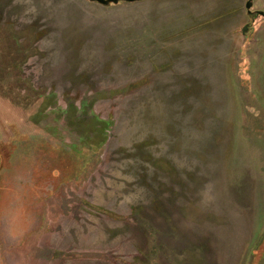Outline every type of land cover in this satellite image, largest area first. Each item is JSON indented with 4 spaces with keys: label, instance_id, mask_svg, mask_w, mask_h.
I'll use <instances>...</instances> for the list:
<instances>
[{
    "label": "rangeland",
    "instance_id": "1",
    "mask_svg": "<svg viewBox=\"0 0 264 264\" xmlns=\"http://www.w3.org/2000/svg\"><path fill=\"white\" fill-rule=\"evenodd\" d=\"M247 3L0 0V264H264Z\"/></svg>",
    "mask_w": 264,
    "mask_h": 264
},
{
    "label": "water",
    "instance_id": "2",
    "mask_svg": "<svg viewBox=\"0 0 264 264\" xmlns=\"http://www.w3.org/2000/svg\"><path fill=\"white\" fill-rule=\"evenodd\" d=\"M91 3H97V4H100L102 6H106V7H109V6H117L121 3H140V2H145L147 0H87ZM254 1L255 0H249L247 5H246V9H247V12H248V15H251L252 14V9L254 7ZM259 16H261L262 18H264V12H258ZM248 26H246L244 29H243V34L245 35V33L248 31Z\"/></svg>",
    "mask_w": 264,
    "mask_h": 264
},
{
    "label": "flooded vegetation",
    "instance_id": "3",
    "mask_svg": "<svg viewBox=\"0 0 264 264\" xmlns=\"http://www.w3.org/2000/svg\"><path fill=\"white\" fill-rule=\"evenodd\" d=\"M249 1V0H248ZM249 16H251V17H257V18H261V16H259V14H258V11H255V12H252V14L251 15H249Z\"/></svg>",
    "mask_w": 264,
    "mask_h": 264
},
{
    "label": "trees",
    "instance_id": "4",
    "mask_svg": "<svg viewBox=\"0 0 264 264\" xmlns=\"http://www.w3.org/2000/svg\"><path fill=\"white\" fill-rule=\"evenodd\" d=\"M0 155H1V153H0Z\"/></svg>",
    "mask_w": 264,
    "mask_h": 264
}]
</instances>
